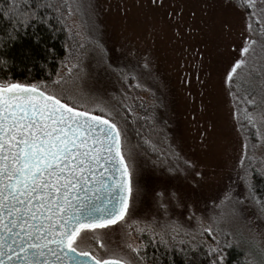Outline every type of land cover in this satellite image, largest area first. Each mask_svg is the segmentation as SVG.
Returning a JSON list of instances; mask_svg holds the SVG:
<instances>
[{
	"label": "snow or ice",
	"instance_id": "snow-or-ice-1",
	"mask_svg": "<svg viewBox=\"0 0 264 264\" xmlns=\"http://www.w3.org/2000/svg\"><path fill=\"white\" fill-rule=\"evenodd\" d=\"M163 6V0H151ZM235 7L251 10L247 17L245 45L241 58L227 72L226 83L230 90L245 73L253 72L264 78V70L249 65L256 47L264 51V0H229ZM92 5L88 4L87 8ZM85 5L81 0H11L7 7H0V17L11 25L6 39L0 45L8 48L15 44L22 29L50 24L47 10L55 12L56 19L68 27V21L80 16L81 22L68 31L79 37V49L92 44L105 59V50L98 40H90L82 31ZM67 13V14H65ZM73 24L76 21L73 20ZM65 58L56 79L48 83H22L12 79L0 80V264H157L148 261V243L165 250L185 241L178 237L191 235L178 220L169 218L168 204L161 194L162 219L152 220L143 227L135 228L136 236L127 231V253L105 257L93 247L107 251L106 245L96 235L97 229H108L118 224H129L132 217V201L135 199L133 183V159L137 149L148 146L157 151L158 142L147 135L143 143H130V125H135V98L122 92L119 96L102 100L86 92L81 66L82 53L77 50ZM8 65L5 52H0V70ZM123 83L130 82L124 69L107 65ZM148 67L147 63L144 65ZM136 88L140 85L137 83ZM261 88L264 89V79ZM234 100L251 106L241 112L248 124L255 129V137L264 142V109H260L255 96L239 86L232 92ZM143 107V105H141ZM129 117H133L130 121ZM150 129L156 130L155 117ZM163 131V130H161ZM136 135H142L139 128ZM244 154L239 161L247 195L253 203L264 209V196L257 194L253 176L264 178V156H257V145L244 144ZM175 155V153H173ZM179 160V157H176ZM184 167L195 165L185 160ZM170 170H179L177 168ZM199 175V173H197ZM169 199L175 200L173 193ZM231 201L243 204L231 191L221 205ZM177 201V205H178ZM232 215L241 213L235 206ZM191 218V217H190ZM220 217H213V224L204 226L197 218L200 236L211 237L207 244L210 264H228L226 249L234 245L219 227ZM131 227V225H129ZM148 243H137L143 234Z\"/></svg>",
	"mask_w": 264,
	"mask_h": 264
},
{
	"label": "rangeland",
	"instance_id": "rangeland-1",
	"mask_svg": "<svg viewBox=\"0 0 264 264\" xmlns=\"http://www.w3.org/2000/svg\"><path fill=\"white\" fill-rule=\"evenodd\" d=\"M81 2L85 5L82 31L99 41L106 56L105 62L96 49L97 57L88 61L91 86H98L102 100L122 92L134 97L136 114L141 116L143 105L145 116L155 117L168 147L166 159L144 147L135 151L131 220L97 229L107 251L98 243L94 249L106 258L126 254L127 231L135 238L137 226L162 219L163 194L169 218L191 233L179 238L207 248L204 242L212 240L207 234L199 235L197 218L203 219L205 227L215 228L212 218L223 213L222 232L246 248L255 264H264V214L250 198L245 199L246 189L239 179L245 140L226 83L227 72L241 58L249 36L243 9L229 0H163L162 7L151 0ZM80 22V16L68 21L73 31ZM108 64L135 77L130 79L132 85L114 80ZM259 142L256 155L264 156V142ZM185 160L195 168H185ZM177 165L179 170H170ZM230 191L244 203L229 201L218 207ZM173 193L175 200L169 199ZM234 206L241 215H232ZM140 240L136 242L143 243Z\"/></svg>",
	"mask_w": 264,
	"mask_h": 264
},
{
	"label": "trees",
	"instance_id": "trees-1",
	"mask_svg": "<svg viewBox=\"0 0 264 264\" xmlns=\"http://www.w3.org/2000/svg\"><path fill=\"white\" fill-rule=\"evenodd\" d=\"M10 2L11 0H0V7H7ZM243 11L245 12L246 17H248L251 10ZM46 14L50 18V24L37 25L35 28L22 29L14 46L10 45L8 48H4L0 45V52H5L8 59V65L4 67L3 70H0V80H3L6 77L22 83H48L49 78L53 80L57 78L55 73L62 70V64L66 62L65 58L68 57L71 59L69 54H75L77 50H79L82 53L81 66L83 68V80L81 82L86 92L93 96L100 97L99 91H96L98 86H93L94 84L91 86V83L93 82L90 79L89 73L91 67L89 68L87 66L88 61L92 62L97 57L96 48L92 44L86 43L85 49H79V43L81 41L74 36V31L73 33L68 31V27H70L69 23L68 27L59 23L56 19L57 14L52 10H47ZM8 31H11L9 21L0 17V40L6 39L5 34ZM248 59L250 67L255 65L258 69L264 70V51H262L259 46L256 47L255 54L249 56ZM86 72L88 73L86 74ZM112 77L118 83L122 84L115 74H112ZM262 79L264 78L257 75L256 72H253L250 77L247 74L242 73L240 81L232 85L230 90L231 95L232 92L236 90V87L239 86L242 93L247 90L251 96H255L260 109H264V89L261 88ZM123 84L128 87L132 85L131 80L130 82L125 81ZM232 99L235 104L238 126L245 142H249V150H251L253 143L256 145L258 144V139L254 135L255 129L248 124L241 112V110L247 105L240 104L238 101L234 100L233 95ZM247 107L248 111H253L251 106ZM140 110L141 116L137 114L135 115L137 123L135 125H130V143L132 145L137 143L142 144L144 137L151 135L152 139L158 142V149L156 151L157 155L166 159L168 147L162 138L163 135L161 132H158V127H156L154 132L150 129L149 120L146 121L145 119H142V117H146V113L143 112L142 107ZM129 119L131 121L133 117H129ZM137 128L140 129L142 135H136L135 130ZM144 148L146 150H151L148 146H144ZM141 149L143 150V148ZM253 183L258 197L264 196V178L254 175ZM253 204L260 213L264 214V209L255 203ZM177 239L178 241L183 239L185 243L180 244L177 242L174 247H170L168 250H165L159 245L148 243L147 233L143 234L140 241L148 243L146 255L149 262L155 259L157 264H210L209 257L206 254L207 248H205V246H200L198 244L192 245L184 238L178 237ZM223 239H227L234 245H239L225 250L228 264H255L250 258L246 248L241 244L235 240L233 241V239L228 236H224L222 242Z\"/></svg>",
	"mask_w": 264,
	"mask_h": 264
},
{
	"label": "water",
	"instance_id": "water-1",
	"mask_svg": "<svg viewBox=\"0 0 264 264\" xmlns=\"http://www.w3.org/2000/svg\"><path fill=\"white\" fill-rule=\"evenodd\" d=\"M88 264H92V261H91V260H89Z\"/></svg>",
	"mask_w": 264,
	"mask_h": 264
}]
</instances>
